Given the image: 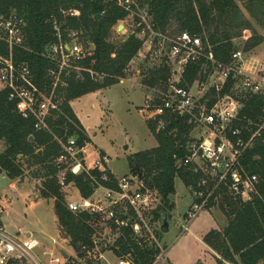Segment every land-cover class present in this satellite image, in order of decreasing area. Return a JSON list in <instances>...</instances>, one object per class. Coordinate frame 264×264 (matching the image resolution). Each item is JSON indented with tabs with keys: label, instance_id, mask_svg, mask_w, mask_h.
<instances>
[{
	"label": "trees",
	"instance_id": "16d2710c",
	"mask_svg": "<svg viewBox=\"0 0 264 264\" xmlns=\"http://www.w3.org/2000/svg\"><path fill=\"white\" fill-rule=\"evenodd\" d=\"M141 6H147L151 12L156 29L166 33L172 26L178 32L187 31L201 37L204 47L214 54L218 62L229 64L236 51L234 41L246 31H253L244 45L248 53L264 43V37L254 31L251 20L244 14L238 2H241L249 16L264 28V0H138ZM77 10L78 18L68 19L69 10ZM18 13L27 21L26 48L18 49L16 61L29 64L38 79H42L49 61L43 56L46 47L54 40L49 20L68 21L70 27L83 29L95 47L92 58L85 67L95 72L100 79L93 80L89 73L83 80H72L64 92L65 102L59 111L53 113L50 120L51 133L36 131L32 119H24L16 110L15 102L9 99V91L0 88V141L5 150L0 153V175L6 174L11 180L23 178L32 172V178L39 179L42 185L38 189L41 199L54 200L61 234L70 247L84 258L83 247L94 249L95 226L102 223L99 215L88 212L73 213L67 207V200L58 184L60 172L56 163L62 154L59 141L67 143L70 137H78V146L90 143L82 124L74 113L70 103L87 94L118 84L127 76L131 62L138 56L144 42L130 35L120 42L111 40L113 31L120 21L128 18V13L108 0H0V17ZM102 14L101 20L97 15ZM66 25L64 26V28ZM8 55V47L0 41V56ZM202 64L189 65L179 83L180 87L190 88L196 81L204 82ZM143 84L150 88L164 86L166 91L173 73L166 60L157 69L147 71ZM233 83L228 82L218 92L211 88L203 97L209 108L218 98L231 95ZM240 103V117L258 121L264 115V94H243ZM158 146L129 156L130 173L139 175L147 187L159 197V206L154 212V220L161 222L162 215H168L173 209L171 197L176 193V180L180 179L187 188L196 187L199 175H194L185 167H178L174 156H185L192 127L186 119L175 120L170 129L156 133L155 127L148 122ZM33 137V141H30ZM43 154L39 155L38 151ZM103 153V152H102ZM242 165L250 175H257L251 200L235 201L225 196L221 208L228 219V225L221 230H212L204 237L206 245L220 258L217 264H264V132L260 133L249 149ZM92 176L104 187L115 188L114 183L103 181L102 173L89 170L79 175L67 174V182L74 185L81 196L88 199L95 193ZM107 176L114 180V176ZM115 229V227H113ZM119 258L131 256L135 264H155L161 250L154 244L139 241L130 229L121 230V236L113 248ZM66 264H78L69 258ZM198 264H204L199 262Z\"/></svg>",
	"mask_w": 264,
	"mask_h": 264
},
{
	"label": "built area",
	"instance_id": "2783aa9c",
	"mask_svg": "<svg viewBox=\"0 0 264 264\" xmlns=\"http://www.w3.org/2000/svg\"><path fill=\"white\" fill-rule=\"evenodd\" d=\"M108 1L132 18L135 30L131 35L142 40L143 46L147 44L148 52L153 51L155 40H158L161 56L176 67V80L169 79L166 91L160 96L148 98L140 113L154 125L157 133L168 131L179 118L186 119L192 127L190 140L185 147L187 154L174 156L178 167H185L194 175H199L196 187L190 188L192 203L184 216L187 225L182 230L188 232V224L199 213L226 195L235 201H250L258 177L246 171L242 159L252 148L256 137L264 132V115L258 121L244 120L240 117L242 104L231 95L218 98L209 108L202 100L206 94L196 98L191 88L180 87L179 83L189 65L201 63L204 76H210L214 81L212 88L218 92L232 82V91L264 94V64L255 58L245 59L243 50H236L229 64L218 62L211 47H204L200 36L187 31L177 34L158 31L148 7L141 6L138 0ZM65 15L72 19L78 18L80 13L72 9ZM49 22L54 40L43 53L49 66L42 79H38L27 62L15 59L18 49H27L26 19L16 12L0 17V41L8 47V55L0 56V88L9 91V99L15 102L18 114L24 119H32L36 131L51 133L49 122L53 113L59 111L65 102L64 92L70 82L83 80L85 73H89L97 82L101 79L85 67V62L95 53L87 33L83 29L70 27L67 20L52 18ZM115 29L117 31V27ZM226 100L230 102L223 104ZM238 105H241L240 108ZM59 143L63 150L56 160L60 169L57 179L63 193L72 185L67 182L68 173L79 175L89 170H98L103 175V181L116 186L104 187L92 176V184L96 187L93 196L68 200V209L73 213L99 215L101 222L110 230L113 227L118 231L130 229L137 240L159 248V223L154 220V212L160 203L157 193L149 189L139 175L115 176L109 170L110 157L102 152H98L92 168L87 167L85 148L89 143L79 147L77 136L70 137L67 143ZM108 173L114 176V180L107 176ZM77 193H80L79 190ZM3 212L4 208L0 206V216ZM93 240L94 249L83 247L86 253L84 258L91 264H101L99 244L95 237ZM41 245L31 234H9L0 224V264H65L68 261L60 248L44 250L40 254ZM118 264L135 262L131 256H126L120 258Z\"/></svg>",
	"mask_w": 264,
	"mask_h": 264
},
{
	"label": "rangeland",
	"instance_id": "374dc122",
	"mask_svg": "<svg viewBox=\"0 0 264 264\" xmlns=\"http://www.w3.org/2000/svg\"><path fill=\"white\" fill-rule=\"evenodd\" d=\"M238 3L246 17L251 20L254 31L264 37V28L249 16L241 2ZM123 25L127 30H124ZM132 30H135L134 23L132 18L128 17L125 21L118 23L117 31L116 29L113 31L111 40L120 42L130 36ZM177 30L178 27L174 25L168 32L177 34ZM252 35L253 31L244 32L242 37L234 41L235 49L244 50L246 40ZM146 45L131 62L125 79L118 84L72 101V108L87 130L91 149L96 152L104 150L107 153L111 160L109 167L118 177L132 174L129 169V156L158 146L154 133L148 127L146 116L140 113V109L148 98L160 96L165 91L164 86L150 88L143 84V80L148 76L147 71L159 68L166 60L173 73L171 79L176 80L174 78L176 67L171 61L161 56L159 41L155 40L152 52H148ZM262 56H264V46H259L246 53L245 59L259 60L258 57ZM259 61L264 64V60ZM198 83L200 82L196 81L190 87L196 98L207 94L214 81L207 76L206 80L201 82L202 86L200 83L199 87ZM242 96L243 93L240 90H233L231 93V97L239 102ZM229 102L230 100H226L223 104ZM238 106L240 108L241 105ZM95 157L92 154L89 161L93 162ZM33 171L34 169L27 172L23 178L17 179L14 188L9 186L11 180L0 176V205L4 208L0 216L1 226L9 234L21 232L22 235L31 234L32 237L37 238L42 244L39 249L40 254L44 250L60 248L67 255H71L70 258L75 259L78 264H85L88 260L79 258L78 254L63 240L64 235L60 232L54 210V200L37 198L42 182L39 179L31 180ZM171 200L173 209L170 211L169 232L163 234L160 229L161 222H158L157 235L161 254L155 264H196L197 262L217 264L219 255L207 247L203 237L212 230L220 228L219 230L222 231L228 225V219L221 208V205L225 204V199L215 201L209 209L199 213L188 224V232H184L182 227L187 225L184 216L192 203V193L180 179L176 180V193ZM94 228L96 230L94 237L99 244L98 249L103 253L112 254L109 256H116L113 248L121 236V231L110 230L104 222L98 223ZM117 258L119 257L116 256L118 264Z\"/></svg>",
	"mask_w": 264,
	"mask_h": 264
},
{
	"label": "crops",
	"instance_id": "0c3cea01",
	"mask_svg": "<svg viewBox=\"0 0 264 264\" xmlns=\"http://www.w3.org/2000/svg\"><path fill=\"white\" fill-rule=\"evenodd\" d=\"M124 26V25H123ZM124 30H127V28L124 26ZM264 45H260V47H263ZM262 57H264V56H262ZM262 57H258L259 58V60H264V58H262ZM264 75V74H263ZM124 83H125V81H124ZM77 100V99H76ZM70 105H71V107H72V102L70 103ZM73 109V108H72ZM73 111H74V109H73ZM74 113L76 114V112L74 111ZM76 116L78 117V115L76 114ZM78 119H79V117H78ZM79 121H80V123L82 124V126H83V128L85 129V133H86V135L88 136V134H87V130H86V128H85V126L83 125V123L81 122V120L79 119ZM89 138V137H88ZM157 146H155V147H153V148H151V149H154V148H156ZM5 150V146H4V143L3 142H1L0 141V153H2L3 151ZM148 150H150V149H148ZM146 151V150H145ZM85 164L87 165V167H89V168H92V162H90L89 161V157H92V154H94L96 157H95V159H97V157H98V152H96V151H94V150H92L91 149V147H90V143L86 146V148H85ZM99 152H103L104 154H106L107 155V153L104 151V150H102V151H100L99 150ZM108 156V155H107ZM94 159V160H95ZM93 160V161H94ZM109 170L115 175V176H117L116 175V173L109 167ZM0 176H4V177H7L6 176V174L4 173V174H2V175H0ZM122 176H124V175H122ZM118 177V176H117ZM8 178V177H7ZM9 179V178H8ZM9 180H11V179H9ZM31 180H38V179H34V178H32ZM40 182H41V180H39ZM14 183H17L16 182V180H11V183L9 184V186L11 187V188H14ZM77 188L75 187V186H73V185H70V187L68 188V190H66V191H64L65 193H64V195H65V198H66V200L68 201V200H70V199H74V200H77V199H79L80 197H81V194L79 193H77ZM102 193V192H101ZM100 193V194H101ZM71 194V195H70ZM37 198H39L40 199V197L37 195ZM98 198V197H97ZM1 206V205H0ZM60 228V227H59ZM220 229V228H219ZM218 229V230H219ZM61 232V231H60ZM211 232V231H210ZM208 234V233H207ZM206 234V235H207ZM206 235H204V237L206 236ZM203 237V238H204ZM64 241H66V244L70 247V245H69V242L67 241V239H63ZM208 247V246H207ZM72 248V247H71ZM209 248V247H208ZM211 250V249H210ZM108 252H106V253H103L101 250L99 251V255H101V257H102V259H101V264H117L116 263V256H109V255H112V254H107ZM110 253V252H109ZM64 254H67V253H64ZM69 256V255H68ZM71 256V255H70ZM70 256H69V258H70ZM120 259V258H119ZM118 258H117V262H118V260H119ZM199 262H197L196 264H198ZM85 264H91V262H85Z\"/></svg>",
	"mask_w": 264,
	"mask_h": 264
},
{
	"label": "water",
	"instance_id": "95a60500",
	"mask_svg": "<svg viewBox=\"0 0 264 264\" xmlns=\"http://www.w3.org/2000/svg\"><path fill=\"white\" fill-rule=\"evenodd\" d=\"M150 14H151V12H150ZM96 17H97L98 20H101L102 17H103V15L102 14H99ZM122 27H124V26H122ZM30 141H33V137H30ZM38 154L39 155H42L43 152L40 150V151H38ZM169 228H170V219H169L168 215L163 214L162 215V219H161V228H160L161 229V232L163 234L164 233H167V232H169ZM64 256H65V258L67 260L69 259V256L67 254H64Z\"/></svg>",
	"mask_w": 264,
	"mask_h": 264
}]
</instances>
